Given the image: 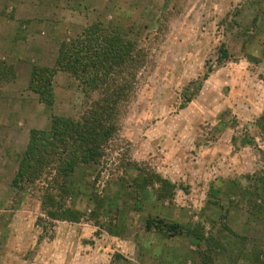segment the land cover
Listing matches in <instances>:
<instances>
[{"label": "rangeland", "instance_id": "1", "mask_svg": "<svg viewBox=\"0 0 264 264\" xmlns=\"http://www.w3.org/2000/svg\"><path fill=\"white\" fill-rule=\"evenodd\" d=\"M98 21L144 64L104 157L71 177L82 220H53L10 185L16 161L95 94L57 71L46 104L29 73ZM0 264H264V0H0Z\"/></svg>", "mask_w": 264, "mask_h": 264}, {"label": "trees", "instance_id": "2", "mask_svg": "<svg viewBox=\"0 0 264 264\" xmlns=\"http://www.w3.org/2000/svg\"><path fill=\"white\" fill-rule=\"evenodd\" d=\"M144 58L141 48L122 30L98 21L61 41L52 67L32 66L27 87L40 102H53L57 71L68 72L86 96L95 94L79 117L55 116L48 128L30 130L16 161L10 185L19 190L31 187L49 218L82 220L83 213L67 204L75 192L71 177L78 166L98 164L104 157L106 146L119 130ZM152 177L142 180L143 187L152 183ZM154 179L162 181L157 176ZM146 228L167 229L172 234L182 231L177 223L159 220L154 224L152 219L146 220Z\"/></svg>", "mask_w": 264, "mask_h": 264}]
</instances>
